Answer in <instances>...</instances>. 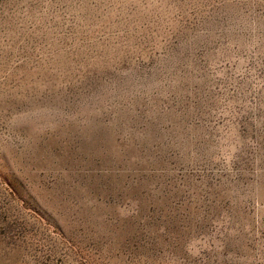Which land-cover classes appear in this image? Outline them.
<instances>
[{"label":"rangeland","instance_id":"1","mask_svg":"<svg viewBox=\"0 0 264 264\" xmlns=\"http://www.w3.org/2000/svg\"><path fill=\"white\" fill-rule=\"evenodd\" d=\"M0 264H264V0H0Z\"/></svg>","mask_w":264,"mask_h":264}]
</instances>
